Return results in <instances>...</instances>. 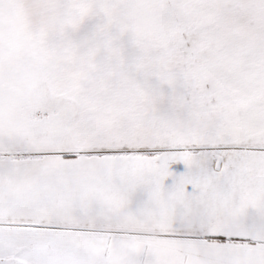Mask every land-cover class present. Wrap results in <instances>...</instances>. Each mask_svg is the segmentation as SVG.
Masks as SVG:
<instances>
[{"label":"snow or ice","instance_id":"1","mask_svg":"<svg viewBox=\"0 0 264 264\" xmlns=\"http://www.w3.org/2000/svg\"><path fill=\"white\" fill-rule=\"evenodd\" d=\"M0 264H264V0H0Z\"/></svg>","mask_w":264,"mask_h":264}]
</instances>
